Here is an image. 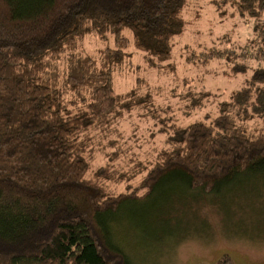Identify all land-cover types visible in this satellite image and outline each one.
<instances>
[{"label": "trees", "instance_id": "16d2710c", "mask_svg": "<svg viewBox=\"0 0 264 264\" xmlns=\"http://www.w3.org/2000/svg\"><path fill=\"white\" fill-rule=\"evenodd\" d=\"M220 1L255 19L257 56L264 58V0ZM186 2L0 0V264H131L110 229L125 203L143 202L176 178L184 191L177 200L219 206L233 183L264 179V129L248 128L264 124V68L221 100L214 115L179 125L168 111H149L169 144L151 161L115 166L128 157L122 148L90 166L94 133L150 99L135 97L136 90L113 96L114 69L131 43L151 66L168 60ZM91 34L113 39L99 60L77 53ZM201 55L226 57L216 48ZM243 69L236 64L233 71ZM185 85L179 98L186 108L205 107L209 94Z\"/></svg>", "mask_w": 264, "mask_h": 264}, {"label": "rangeland", "instance_id": "374dc122", "mask_svg": "<svg viewBox=\"0 0 264 264\" xmlns=\"http://www.w3.org/2000/svg\"><path fill=\"white\" fill-rule=\"evenodd\" d=\"M182 19L183 32L173 39L169 59L161 66L149 65L147 55L131 43L123 64L114 69L113 96L136 90L135 97L150 99L145 109L134 108L94 133L91 167L104 164L107 153L122 148L128 150V157L120 156L115 166L128 170L132 164L151 161L169 144L166 135L156 134L158 120L150 118L149 111L158 117L168 111L166 115L179 125L206 113L214 115L221 100L239 89L255 70L264 68V58L257 56V27L252 17L220 0H187ZM123 34L132 40L129 30ZM111 48L113 39L101 41L91 34L77 53L99 60ZM212 48L226 57L204 61L201 54ZM236 64L244 65L243 71L234 72ZM183 83L209 94L205 107L192 113L186 108L189 102L179 98L187 94ZM185 112L191 115L184 117ZM260 126L264 129L259 121L248 124L251 130ZM236 183L233 191L222 194L219 206H212L210 200L198 204L190 196L184 204L177 200L184 191L173 178L151 198L125 203L110 218L113 243L131 264H218L223 258L229 264H264V179L250 177Z\"/></svg>", "mask_w": 264, "mask_h": 264}]
</instances>
